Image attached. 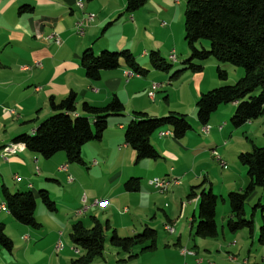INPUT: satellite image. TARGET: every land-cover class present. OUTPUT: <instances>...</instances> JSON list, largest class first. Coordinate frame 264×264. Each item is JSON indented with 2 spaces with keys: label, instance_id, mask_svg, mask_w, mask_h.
<instances>
[{
  "label": "crops",
  "instance_id": "1",
  "mask_svg": "<svg viewBox=\"0 0 264 264\" xmlns=\"http://www.w3.org/2000/svg\"><path fill=\"white\" fill-rule=\"evenodd\" d=\"M77 3L82 4L81 9ZM185 4H182V0L178 3L175 0H148L135 13L126 14L125 0H0V150L11 144L15 137L33 133L40 123L51 116L48 107L51 97L60 101L70 92L75 93L77 115H81L84 102L103 107L109 103L112 95L117 96L125 109L123 117L109 120L100 142L83 147L81 158L84 165L68 164L65 155L60 153L51 160L43 159L25 148L6 160L0 157V204L3 203V186L11 193L31 192L36 198L35 219L40 225L39 229L33 230L15 222L6 211H0V223L4 224L5 234L14 245L11 254L0 252V264H70L77 255L62 241L61 230L80 222L87 213L93 214L89 220L92 226L95 221L102 224V220H105L109 225L108 232L114 229L118 237L122 236L118 229H123L127 236V228L131 229L130 236H135L137 229L134 224L139 223L150 229L160 227L164 233L165 225L174 229L169 234L168 243L163 245V251H169L164 247H170V243H173L172 256L156 261L145 256L159 252L158 239L155 238L153 251L138 254L127 261V256L107 250L102 259L90 264H196L195 260H199V264H264V244L259 243L258 232L251 235L244 233V230L230 233L221 224L220 232L217 228V235L213 239H204L195 234L198 194L201 190L209 189L216 194V184L218 194L223 198L229 192L243 190L242 179L248 184V178L243 176L245 170L242 166L237 168L238 173L235 174L228 165L229 159L224 158L226 148H223L226 142L210 149L216 144L215 137L222 131V127L215 126L221 122L223 128H227L224 117L232 115L235 103L227 108L219 107L210 116L205 125L209 127L207 133L203 132L204 126L197 121L196 102L200 95L222 84L206 78L203 69L198 73L185 72L171 79L170 71H156L149 65L148 54L152 51L165 61H170L169 57L174 54L175 62L171 63L175 66L173 71L178 70L188 55L181 40ZM23 7L29 10L20 14L19 10ZM88 14H92L94 19L84 25L83 35H78L76 23ZM55 37L59 40L58 44ZM86 49H91L94 54L104 50H128L148 73L145 76L133 75L121 64L115 70L102 72L99 80H89L80 62ZM154 84L159 86L151 100L147 94ZM182 89L186 92L175 97ZM171 96L179 104L176 109L170 106ZM134 112L149 113L155 116L152 118L165 117L170 113L184 115L191 118L193 127L181 139H175L168 128L154 133L150 143L161 158L136 162L135 153L121 139ZM214 127L218 130L217 134H213ZM199 134L205 136L200 139L202 144L194 139ZM233 134L235 132L229 129V139ZM115 142L122 143L123 153L117 161H110L107 147L110 149ZM202 146L210 149V152H217L223 165L214 157L217 163L212 158V165L205 163L207 151ZM170 148L191 153L193 159L189 167L182 160L175 169L160 164L166 162L163 156ZM228 152L239 155L234 148L228 149ZM86 163L90 164V168H86ZM215 167L221 171L215 172ZM92 172L103 174L95 175ZM238 174L241 179H237ZM168 176L179 181L178 185L170 187V195L164 194L168 191L155 192L147 185L148 180ZM131 178L139 180V189L128 193L123 186ZM102 179L104 191H93ZM53 184L60 193L58 199L68 200L73 192L85 194L83 197L77 195L70 204L75 209L73 220L65 217L61 222L52 216V213L58 214V210L48 212L39 201L37 194L40 190L48 192L51 199V192H55L50 188ZM64 186L70 190H64ZM195 187V196L188 200L190 188ZM62 191L69 193L62 195ZM175 198H178L179 207L174 211L169 203ZM94 200H108L109 205L92 207ZM84 205L86 212L78 216ZM98 211L103 214L101 221L94 217ZM45 221L51 225L49 229Z\"/></svg>",
  "mask_w": 264,
  "mask_h": 264
},
{
  "label": "trees",
  "instance_id": "2",
  "mask_svg": "<svg viewBox=\"0 0 264 264\" xmlns=\"http://www.w3.org/2000/svg\"><path fill=\"white\" fill-rule=\"evenodd\" d=\"M94 1V0H87ZM148 0H125V13L133 14L145 6ZM23 7L19 13H26ZM183 42L188 55L182 60L178 70H174L171 79H176L185 72L198 73L203 63L214 59L218 64V80H227L224 65L241 68L243 76L234 84H222L207 93L201 94L196 102L197 121L207 125L210 116L221 106L236 105L230 124L238 129L258 119L264 112V0H186L183 16ZM207 46H204V43ZM189 57V58H188ZM149 65L156 71L167 73L173 66L162 59L157 52L148 54ZM81 67L87 79L97 81L101 73L117 69L123 64L133 75L145 76L143 69L133 54L128 50L101 51L94 54L86 49L81 56ZM172 63V62H171ZM228 70V69H227ZM51 116L44 120L33 133L15 137L12 143L24 145L25 150L39 154L43 159H50L57 153H63L68 164L84 165L81 158L83 147L93 142H100L107 129L108 118L122 117L124 106L112 95L109 103L95 107L84 102L81 115L76 111V94L70 92L65 98L48 100ZM163 128H168L175 139H181L191 130L186 117L171 113L168 116L152 118L142 112H134L124 129V144L140 160H158L159 154L150 144V137ZM237 160L245 169L248 184L238 192H229L226 201L230 217L226 229L230 233L247 230L253 232V220L244 218V206L254 195L256 188L263 189V194L253 210L261 213V226L258 241L264 244V148H254L250 152L239 153ZM139 180L129 179L123 186L125 192L133 193L139 189ZM195 188H190L187 199L195 196ZM5 210L11 218L33 230L40 228L35 219L36 198L31 192L11 193L5 186L1 188ZM39 201L48 212L56 210L55 203L48 192L40 190ZM218 198L211 190H201L198 194L196 235L204 239H213L217 235L215 211ZM145 227V226H144ZM109 231L107 222H93L91 228H85L81 222L70 226L69 239L79 251L70 264H90L102 259L105 244L129 253L133 247L145 246L141 253L153 251L155 231L145 227L140 235L120 238L115 231ZM149 243L148 246L144 245ZM13 242L5 234V227L0 223V252L11 254ZM133 258L128 257V260ZM127 260V261H128Z\"/></svg>",
  "mask_w": 264,
  "mask_h": 264
},
{
  "label": "rangeland",
  "instance_id": "3",
  "mask_svg": "<svg viewBox=\"0 0 264 264\" xmlns=\"http://www.w3.org/2000/svg\"><path fill=\"white\" fill-rule=\"evenodd\" d=\"M185 1L186 0H182V4H185L184 3ZM175 2L178 3L179 0L175 1ZM90 15H92V14H90ZM93 19H94V17L92 18V20L89 23H91L93 21ZM183 39L184 38H183V35H182V39L181 40L183 41ZM183 44H184V47L186 48V44L184 42H183ZM204 46L206 47L207 43H204ZM167 62H169L168 64H170V65H174V64H171V62L169 60H167ZM174 67L175 66H173V68ZM217 67H218V64L212 58L208 59L207 61H205L203 63V73L205 74V77L206 78L208 77L209 80H212L214 82L217 81L218 84H230V85H232L238 79H240L243 76V74H244V71L241 68H234V67H231L229 65H224L222 70L225 71L228 74V78H227V80L225 79V81H220V80H218V78L216 76ZM170 72H171V75H172V73L174 71L173 72L170 71ZM154 83L157 84L158 82H154ZM184 92H186V90L182 89L181 93H179V94L176 93L175 97H178V96L184 94ZM207 92H205V93H207ZM202 94H204V93H202ZM186 97H187V95H186ZM164 104L166 105V103H164ZM170 106L172 108H175V109L178 108V106H179V104L176 103L175 100L174 101L172 100V96L170 97ZM228 106H230V104L224 105V106H222L220 108H227ZM235 107H236V105H235ZM233 111H235V109ZM233 113L234 112H232V115H230V116H225L224 115L225 116L224 119L227 120V121L224 120V122L227 124V128H223L221 122H218V125L215 126V127H217V126L218 127H222V131H220L218 136L215 137L216 144H213L210 149H213L215 147L221 146V145H223L224 142H226V145L223 146V148H226L225 149L226 152L224 153V158L225 159H229V162L227 161V163H228L229 166L231 165L232 169L234 170V172L236 174V173H238L237 172V168H241V165L239 164V162L237 160L238 155L236 153L229 154L228 149L234 148V149H237L239 151V153H245V152H250L253 149V147L254 148H264V112L258 119L254 120L251 123H247L246 125L238 128V129H233L231 124H230V117L233 116ZM196 114H197V110H196ZM147 116L155 117V116H153L152 114H149V113H148ZM117 118H120V117H117ZM111 119H113V117L108 118L107 122H109V120H111ZM123 120H126V119L124 118ZM129 120H128V122H129ZM186 120L188 121L189 125L192 128L193 124H192L191 118L187 117ZM215 127L212 129V131L214 130L213 134H215V133L217 134L218 133V130H216ZM229 129H232L235 132V134H233V136L230 139H229ZM123 137H124V130H123L121 139H123ZM201 137H205V136L202 135V134H199V137L196 136V138H194V139L198 140L202 144V142L200 141ZM217 137L219 139H217ZM203 147L207 151V155H206V159H205L206 162L205 161L204 162L207 163V164L210 163L212 165L213 164V162L211 161V158L213 157V153L212 152H215V151H211L210 152V149H207L205 146H202V148ZM122 153H123V151H122V143L121 142H115L114 145L110 149H109V147H107V154L109 155V160L110 161L111 160L117 161L120 158V156L122 155ZM215 153L218 156V158L220 159V157L217 154V152H215ZM60 154H62L64 156L63 153H60ZM160 158H161V156H160ZM135 159H136V157H135ZM135 159H134V162H135ZM163 159H165L166 162H161L160 164H164L165 166H168L170 168L175 169L178 166V164H180L181 160L185 163L186 167L187 166L189 167L188 164H190L192 162L193 155L191 153H187V152L182 153L177 148H170V149L167 150V154H165V156H163ZM212 159H214V158H212ZM216 163H217V161H216ZM86 164H87L86 168H90L89 167L90 164L89 163H86ZM81 170H84V169L81 168ZM86 170L87 169H85V171ZM85 171H84L83 174H85ZM214 171L215 172L216 171L220 172L221 170L218 167H215ZM91 174H95V175L96 174H100V175H102L103 172H99V173L92 172ZM243 176H246V171H245V175H243ZM168 177H170V176H168ZM217 178H220V175H217ZM237 179H241L239 174L237 176ZM242 180H243L242 184L244 185V188H245L247 183L244 182V179H242ZM103 184H104V180L102 179L101 182H98V188L96 190H93V191L103 192L104 191L103 190V188H104ZM71 185H74V184H71ZM214 187H215V193H216L215 196H217V198H218V202H217V206H216L215 223L217 225L218 231L220 232L221 224H223L225 226L227 218L230 217L229 205H228V202L226 201L227 194H226L225 197L222 198L218 194L219 187H217L216 184H214ZM50 188H51V190L53 189V191H55V192H51L50 196H51L52 202H54L53 199L55 200V202H54L55 203V208H56V210H58V214L57 213H52V214H54L52 216L54 218L60 219L61 222L64 220L65 217H67L69 220H73L74 218L72 217V213L75 211V209H73L72 208L73 205H70V204L74 200H76L75 197L77 195L80 196V197H83V195H85V194L83 192H81V193H79V192L74 193L73 192V193L69 194L70 196H69L68 200H62V198L58 199L60 193H57V191H56L57 187H55L54 184H53V185L50 186ZM61 190H63V189H61ZM64 190H70V188L64 186ZM66 192L67 191H62V195H64ZM196 192H197V190H196ZM67 193H69V192H67ZM170 193H171V189L169 188L168 192L164 193V194L170 195ZM262 194H263V189L256 188L254 196L244 206V218L248 220V219H250V217H252V220H253V232L252 233L258 232V235H259V228L261 226V213H260L259 209L253 210V208L261 200ZM62 195H61V197H62ZM262 202L260 201L261 205H263ZM56 205H57V207H56ZM169 206H170V208L172 210H174V211L177 210L178 207H179L178 198H175L174 201L171 200L170 203H169ZM127 208L130 210V207L128 205H127ZM67 211L70 212V213H67ZM74 214H75V212H74ZM91 215H93V214L92 213H87L86 216L81 217V221L80 222H82L86 228H91V226H92V223H90V221H89ZM129 215L130 214L127 215V218H128ZM196 215H197V212H196ZM78 216H80V215H78ZM102 216H103V214L100 211H98L97 214H94V217L96 219H98L99 221L102 220ZM160 216H161V214L157 215V217H160ZM195 219H196L195 220V227H197V222H198L197 216L195 217ZM163 220L165 221L164 218H163ZM104 223H105V220H102V224H104ZM45 226L49 229L51 225L49 224V222L45 221ZM134 226L137 229V234H135V236L140 235L143 232L144 228H145L140 223L139 224H134ZM112 230H114V229H112ZM152 230L155 231L156 240L158 239L157 248H158L159 252L157 254L152 253L151 255L148 254V255H145V256H149V258H151L154 261H156L158 259H161V258H165V256H172V252L171 251L174 250V248H175V247L172 246L173 243H170V247H164L165 249H167L169 251H163V245H166L168 243V241L170 240L168 238H170L171 234L169 235L167 233H164L162 231V228H160V227L157 228V229H152ZM110 232H106V237L107 238H109V236H110L109 233ZM195 232H196V230H195ZM243 232L247 234L248 231L244 230ZM8 233H10V232H8ZM61 233L63 235L62 241H64L69 247L72 248L71 251H74V249H73L74 247L71 244L70 239H69L70 226L67 227L65 230L64 229L61 230ZM118 233L120 235H122L120 237H127V238L135 237V236H130V234H131V229L130 228L129 229L127 228V236H125L126 234L123 231V229H118ZM144 245L148 246L149 243H145ZM144 248H145V246H141V247L136 246V247H133L129 253H123L122 251L113 248L109 243H106L105 244V249H104V254L107 253V250H111L110 253L112 252V253L118 254L120 256H127V260H128V257H130V256L135 257L138 254H142L140 252V250H142ZM70 256L73 258L72 254ZM144 258H146V257H144ZM173 258H175V257H173Z\"/></svg>",
  "mask_w": 264,
  "mask_h": 264
},
{
  "label": "built area",
  "instance_id": "4",
  "mask_svg": "<svg viewBox=\"0 0 264 264\" xmlns=\"http://www.w3.org/2000/svg\"><path fill=\"white\" fill-rule=\"evenodd\" d=\"M175 1H178V0H175ZM77 6H78V8H80V9L82 8V5H81L80 3H77ZM93 17H94L93 15H87L85 18L79 20V21L76 23V33H77L78 35H83L84 25H85V24H88V23L92 20ZM58 41H59L58 38L55 37V43H56V44L59 43ZM169 59H170V61H175V56H174V54H172V55L169 57ZM127 75H128V74H127ZM158 86H159V85H155V84L152 85V87H151V91L147 94V96H148L151 100L154 99V94H155V91L157 90ZM11 114H14V112L11 111ZM208 131H209V127L205 126V127L203 128V132H204V133H207ZM18 145H19V144L11 143V144H9V145L4 146V147L1 148V150H0V157H1L3 160H6L8 156H13V155L17 154V153H18ZM212 153H213V157H214L218 162L221 163V160L218 158V156L216 155V153H215V152H212ZM222 165H223V164L221 163V166H222ZM15 179L17 180L18 178H15ZM68 180L71 181V178H69ZM178 184H179V181H178V180H176V179H172V178H169V177H164V178H162V179H151V180H148V181H147V185L149 186V188H150L151 190L155 191V192H158V193L166 192V191H168V189H169L171 186H176V185H178ZM83 204H84V202H83ZM92 205H105V207H106V206L109 205V202H108V200H101V201H100V200H94ZM86 209H87V207H85V205H84L83 209H81V210L78 212V214H79V215L84 214V213L86 212ZM0 210H1V211H2V210H5L3 204L0 206ZM173 232H174L173 227H170L169 234H172ZM73 249H74V248H73ZM74 253L78 255V254H79V251H78L77 249H74ZM195 263H196V264H199L200 261H199V260H195Z\"/></svg>",
  "mask_w": 264,
  "mask_h": 264
},
{
  "label": "bare ground",
  "instance_id": "5",
  "mask_svg": "<svg viewBox=\"0 0 264 264\" xmlns=\"http://www.w3.org/2000/svg\"><path fill=\"white\" fill-rule=\"evenodd\" d=\"M171 62H175V61H171ZM205 127V126H204ZM24 149V145H22V144H19L18 145V152H21L22 150ZM92 207H99V208H101V207H105V205H92ZM87 210V209H86ZM170 227L171 226H169V225H165L164 226V231L166 232V233H168L169 234V231H170ZM77 255V254H76Z\"/></svg>",
  "mask_w": 264,
  "mask_h": 264
}]
</instances>
